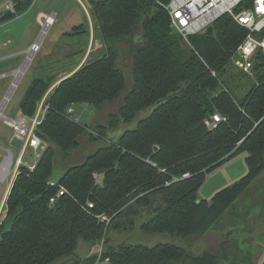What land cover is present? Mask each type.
<instances>
[{"label":"trees","instance_id":"obj_1","mask_svg":"<svg viewBox=\"0 0 264 264\" xmlns=\"http://www.w3.org/2000/svg\"><path fill=\"white\" fill-rule=\"evenodd\" d=\"M11 1L14 12L1 11L0 23L34 0ZM168 2L88 1L105 49L48 93L36 130L45 147L32 170L19 165L7 191L0 264H94L96 255L73 257L79 241L87 248L103 241L100 260L110 264H222L221 245L220 253L193 254L175 243L121 241L138 226L144 235L197 236L201 248L199 240L264 169V54L257 52L251 74L231 73L246 30L225 13L186 44L170 26ZM74 27L78 33L86 25ZM120 62L130 70L129 86ZM51 80L31 81L19 113H34ZM71 103L97 112L117 107L105 121L88 124L66 115ZM215 112L221 119L209 129L203 120ZM84 150L90 152L77 162ZM240 152L246 174L198 200L206 175ZM56 165L63 172L54 180ZM60 189L64 194L55 197Z\"/></svg>","mask_w":264,"mask_h":264},{"label":"rangeland","instance_id":"obj_2","mask_svg":"<svg viewBox=\"0 0 264 264\" xmlns=\"http://www.w3.org/2000/svg\"><path fill=\"white\" fill-rule=\"evenodd\" d=\"M3 1L0 0V4ZM88 1L34 0L24 12L0 23V104H2V100L8 93V88L13 81L11 72L23 63L26 50L41 31L40 23H36V14L38 12L54 14L52 24L41 38L39 50L32 56L29 65L27 64V68L20 76L9 98H6L4 108H0V164L6 157L10 160V169L5 176L2 175L1 177L0 175V225L3 221L8 225L10 221L9 218L5 217L4 202L7 191L15 177V163L22 146L20 141L13 139L12 130L7 124V117L19 114V103L33 79L38 77L52 78V87L58 79L59 73L77 67V64L83 59L84 63L94 59L105 49L102 39L96 33L95 20ZM41 21L43 22L44 19ZM79 23H84L88 31L73 33V30L77 32L74 26ZM89 40H91L90 49L88 54H84ZM120 67L125 73L126 82L129 86L131 75L128 65L120 62ZM229 71L231 73L238 72L232 65H230ZM246 78L251 79L250 76ZM240 83H244V81L241 82L240 80ZM246 88V85L239 86V91L236 93L241 94ZM116 107L115 104H106L102 110L97 112L89 106L93 115L87 119L86 113L82 114L80 122L90 124L92 120L105 121L107 112L114 111ZM74 108L77 113L81 112V107L78 104L74 105ZM89 152L82 151L77 162L82 161ZM245 156L246 152H240L210 171L198 189V200H209L218 190L231 185L245 175L247 172ZM33 157L32 149L28 147L23 153L22 161L31 163ZM62 172L63 168L56 165L52 179L57 180ZM138 228L135 226L131 237L122 238L121 241L126 243L138 242L148 246L157 243H175L186 247L193 254H198L204 249L220 253L219 246L221 245V255L225 254V257L221 259L222 264H264V169L235 199L233 205L219 217L213 229L204 236L205 238L199 240L197 245L203 244L201 248L194 245L198 239L197 236L178 237L168 233L144 235ZM80 242L73 257L94 255L89 253V249L92 247L87 248ZM70 261H61L58 264H67ZM99 264L110 263L100 262Z\"/></svg>","mask_w":264,"mask_h":264},{"label":"built area","instance_id":"obj_3","mask_svg":"<svg viewBox=\"0 0 264 264\" xmlns=\"http://www.w3.org/2000/svg\"><path fill=\"white\" fill-rule=\"evenodd\" d=\"M242 3H245L246 6H243L238 11H235V7ZM164 8L169 15L170 26L182 37L186 44H189L188 37L190 35L204 31L205 28L211 26V24L222 14H229L238 25L246 30L245 36L237 46L235 53L230 59V64L238 72L251 74L257 52L260 51L264 54V0H169V2L164 5ZM1 11L14 12L13 2L11 0H4L0 4V12ZM41 19H44V21L42 22ZM53 20V13H41L39 15L41 31L39 32L36 40L26 50V56L23 63L27 60L30 50H32L29 57L30 63L32 56L41 46L42 39L39 43L37 42L39 35L46 25V30L48 29ZM24 71L22 72V75ZM211 74L215 75V71H211ZM11 85L12 82L9 88ZM51 89L52 87H49L39 99L36 109L32 115L19 113L16 116L7 117L6 119L8 126L12 130L13 139L20 141L22 144L20 153L15 163V175L18 172L16 169L20 164L26 166L29 170H32L45 147V143L38 137L36 130L41 124L48 109L47 96ZM74 105L76 104L71 103L68 105L65 109V113L75 122L80 123L81 115L84 113H86L87 119L93 115V111L89 110L90 105L88 103L78 104L81 107L80 113L75 111ZM220 119L221 115L215 112L206 117L203 120V123L207 128L212 129L217 125ZM28 147L32 149L34 154L33 161L31 163L22 161L23 153ZM9 165L8 169H10ZM187 175L188 173H183L182 177H186ZM93 177L96 181H99L100 175L98 173H94ZM63 194V190L60 189L57 191L55 197ZM55 197H51L49 199L50 202H53ZM88 206L91 207L92 204L88 203ZM101 218L106 220L105 215H102ZM102 252L103 241L95 244L89 250L90 254L97 256V260L94 264L108 262L107 258L103 261L100 260Z\"/></svg>","mask_w":264,"mask_h":264},{"label":"bare ground","instance_id":"obj_4","mask_svg":"<svg viewBox=\"0 0 264 264\" xmlns=\"http://www.w3.org/2000/svg\"><path fill=\"white\" fill-rule=\"evenodd\" d=\"M46 28H47V25L44 27L43 31L39 35V38H38V41H37L38 43L40 42L43 34L46 32ZM31 53H32V50H30L27 60L22 65H20L17 69H15V70H13L11 72V74L13 75L12 85L9 88L8 93L3 98L2 104H0V108H2V109L4 108L6 100H7L6 98L7 97L9 98V96H10L11 92L13 91L14 87L17 85L18 80H19L20 76L22 75V72L24 71V69L26 68L27 64L29 63V57H30ZM9 161H10L9 158L6 157L5 160L2 162V164H0V175H1V177H2V175L3 176L6 175V172L8 171Z\"/></svg>","mask_w":264,"mask_h":264},{"label":"crops","instance_id":"obj_5","mask_svg":"<svg viewBox=\"0 0 264 264\" xmlns=\"http://www.w3.org/2000/svg\"><path fill=\"white\" fill-rule=\"evenodd\" d=\"M41 13L40 12H38L37 14H36V23L37 24H39V15H40ZM79 24H81V23H79ZM78 25V24H77ZM84 31H87V28H83L82 29V31L81 32H84ZM87 50H85L84 51V54H88V51H89V49H90V45H91V40H89L88 41V43H87ZM83 54V55H84ZM101 53H99V55H100ZM99 55H97L96 57H98ZM82 63H84V59H83V61H80V63L79 64H77V67H75L76 69L80 66V64H82ZM67 68V67H66ZM75 68H72V69H70V70H68V71H62L61 73H59V75H58V79L55 81V83H53V86L60 80V79H62V78H64L65 76H67V75H69L70 73H72L73 71H75L76 69ZM52 86V87H53ZM51 87V86H50Z\"/></svg>","mask_w":264,"mask_h":264},{"label":"water","instance_id":"obj_6","mask_svg":"<svg viewBox=\"0 0 264 264\" xmlns=\"http://www.w3.org/2000/svg\"><path fill=\"white\" fill-rule=\"evenodd\" d=\"M210 28H211V26H208L207 28H205L204 31H207V30H209Z\"/></svg>","mask_w":264,"mask_h":264}]
</instances>
